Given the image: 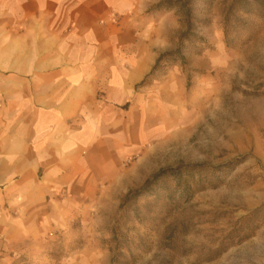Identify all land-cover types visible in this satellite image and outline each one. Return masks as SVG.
Masks as SVG:
<instances>
[{
    "label": "rangeland",
    "instance_id": "374dc122",
    "mask_svg": "<svg viewBox=\"0 0 264 264\" xmlns=\"http://www.w3.org/2000/svg\"><path fill=\"white\" fill-rule=\"evenodd\" d=\"M131 8L114 146L76 187L0 170V264H264V0Z\"/></svg>",
    "mask_w": 264,
    "mask_h": 264
},
{
    "label": "crops",
    "instance_id": "0c3cea01",
    "mask_svg": "<svg viewBox=\"0 0 264 264\" xmlns=\"http://www.w3.org/2000/svg\"><path fill=\"white\" fill-rule=\"evenodd\" d=\"M131 4L0 0V37L12 48L0 59L13 60L0 83V170L23 172L21 185L41 172L52 190L76 187L85 165L114 146L117 109L133 87L115 66L133 59Z\"/></svg>",
    "mask_w": 264,
    "mask_h": 264
},
{
    "label": "trees",
    "instance_id": "16d2710c",
    "mask_svg": "<svg viewBox=\"0 0 264 264\" xmlns=\"http://www.w3.org/2000/svg\"><path fill=\"white\" fill-rule=\"evenodd\" d=\"M165 56L166 55H161V56L158 57V59L156 60L155 65L153 66L152 70L150 71V73L147 76L144 77V79L140 82V84L138 85V87L144 86L145 84H147L146 83L147 80L149 79V77H151L154 74V72H155L156 68L158 67L159 63L162 61V59Z\"/></svg>",
    "mask_w": 264,
    "mask_h": 264
}]
</instances>
